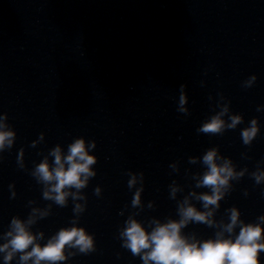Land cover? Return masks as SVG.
Segmentation results:
<instances>
[{
  "label": "water",
  "instance_id": "1",
  "mask_svg": "<svg viewBox=\"0 0 264 264\" xmlns=\"http://www.w3.org/2000/svg\"><path fill=\"white\" fill-rule=\"evenodd\" d=\"M218 114L222 129L202 131ZM0 124L14 133L0 148V244L13 218L31 219L41 245L73 225L93 238L86 251L66 244L50 264H144L148 249L133 253L121 235L126 222L151 231L187 205L212 221L188 220L180 231L190 241L234 238L233 208L264 224V0H0ZM78 138L94 174L65 186L61 204L35 170ZM212 149L234 175L205 208L199 197L212 186L198 182ZM6 252L0 264L33 259L18 250L5 261Z\"/></svg>",
  "mask_w": 264,
  "mask_h": 264
},
{
  "label": "clouds",
  "instance_id": "2",
  "mask_svg": "<svg viewBox=\"0 0 264 264\" xmlns=\"http://www.w3.org/2000/svg\"><path fill=\"white\" fill-rule=\"evenodd\" d=\"M240 117L234 116L231 124L234 126ZM224 126L221 114L212 117L202 125V131L217 132ZM256 121L253 120L251 126L242 131L245 142H248L257 132ZM14 133L0 124V148L12 143ZM91 147V145H89ZM54 155L53 167H49L47 158L36 167L39 178L45 182L53 181L50 190L45 192L46 197H52L58 203H64L67 192L65 186H75L77 189L84 186L89 176L94 172L90 168L95 162V156L89 154L83 138L76 139L71 145L67 154H62L59 146L52 150ZM203 161L208 165V170L198 183L212 186L211 193L200 195L204 202V207L217 205L221 195V188L227 185L230 177L234 175L230 162L217 164L215 149L209 150L203 156ZM67 164V167L65 166ZM257 180L264 178V173L258 175ZM134 177L129 181L130 185L134 182ZM139 202V192L136 193L133 204ZM80 207L79 205L77 206ZM180 220H169L164 223L156 222L151 231H147L141 222L130 218L127 226L121 233L125 237V244L133 253H140L142 249H148L142 254L144 264L153 261L154 264H260L259 251L264 250V224L244 223L239 220V211L232 209L230 222L225 225V230L231 233L235 226L239 225L240 230L233 238L224 237L218 233L215 239H208L203 242L190 241L181 234L180 229L188 220L207 221L212 223L208 217L211 210L199 211L193 205H187L180 209ZM264 221V217L260 218ZM18 218H13L11 230L6 233L10 237L5 243L0 244V252L7 250L4 260L12 259L16 251H21L20 260L27 262L33 258L31 264H50V262L64 260V247L79 246L81 251L92 248L93 238L83 227L73 225L68 228L60 229L47 243L41 245L36 241L37 237L33 234L27 224ZM29 245V251L24 252Z\"/></svg>",
  "mask_w": 264,
  "mask_h": 264
}]
</instances>
